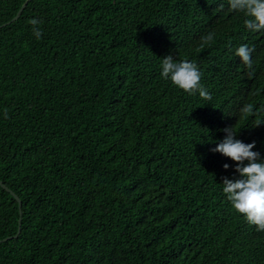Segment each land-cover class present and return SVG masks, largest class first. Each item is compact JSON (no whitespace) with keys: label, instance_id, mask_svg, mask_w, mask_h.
<instances>
[{"label":"trees","instance_id":"obj_1","mask_svg":"<svg viewBox=\"0 0 264 264\" xmlns=\"http://www.w3.org/2000/svg\"><path fill=\"white\" fill-rule=\"evenodd\" d=\"M24 1L0 0V24ZM244 18L228 0H30L0 27V180L22 201L0 264H264L222 191L236 162L211 151L233 126L264 159V32ZM167 55L210 101L160 76ZM18 219L0 185V239Z\"/></svg>","mask_w":264,"mask_h":264},{"label":"clouds","instance_id":"obj_2","mask_svg":"<svg viewBox=\"0 0 264 264\" xmlns=\"http://www.w3.org/2000/svg\"><path fill=\"white\" fill-rule=\"evenodd\" d=\"M228 5L231 10L243 14L245 17L243 24L249 31L264 32V0H228ZM28 23L32 27L33 35L40 39L42 21L33 18ZM214 39L215 35L211 32L203 36L199 50L210 45ZM254 50V47H249L247 44L235 49V55L250 70L249 77L254 73L251 58ZM160 68V76L170 80L183 91L189 94L198 92L206 101L212 99L211 94L200 83L201 73L194 62L187 59L175 60L172 55H167L163 57ZM242 112L253 115V105L246 104ZM4 117L8 118L7 109L4 110ZM262 123L264 121L257 122L255 126ZM222 131L225 133L223 139L211 151L219 152L236 162L234 168L236 175L233 178H222V191L234 210L243 215L250 225H255L257 231L264 232V159H261L258 152L252 150L255 141L244 143L236 139L237 132L233 130V126L225 127ZM223 168L228 169L229 165L225 163Z\"/></svg>","mask_w":264,"mask_h":264},{"label":"water","instance_id":"obj_3","mask_svg":"<svg viewBox=\"0 0 264 264\" xmlns=\"http://www.w3.org/2000/svg\"><path fill=\"white\" fill-rule=\"evenodd\" d=\"M29 1L30 0H25L23 2V4L20 6V8L18 9V11L16 12V14L10 20H8V21L0 24V27L5 26V25H7V24H9V23H11L13 21H15L19 17V15L21 14L22 10L25 8V6L27 5V3ZM0 185L3 188H5L7 191H9L17 199L18 206H19V219H18L17 232L15 234H13V235H9V236H6V237L1 238L0 239V242H2V241L9 240L11 238H16L19 235L20 231H21V219H22V208H21V205H22V201H21L20 197L11 188H9L5 183H3L2 180H0Z\"/></svg>","mask_w":264,"mask_h":264}]
</instances>
